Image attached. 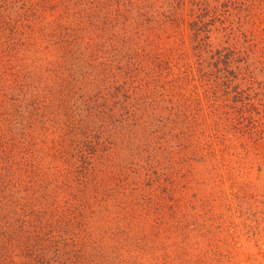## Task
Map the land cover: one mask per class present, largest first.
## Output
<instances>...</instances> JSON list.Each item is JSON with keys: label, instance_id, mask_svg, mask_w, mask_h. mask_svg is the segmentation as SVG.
Returning a JSON list of instances; mask_svg holds the SVG:
<instances>
[{"label": "trees", "instance_id": "1", "mask_svg": "<svg viewBox=\"0 0 264 264\" xmlns=\"http://www.w3.org/2000/svg\"><path fill=\"white\" fill-rule=\"evenodd\" d=\"M223 4L0 0V264H144L151 188L264 153V83L234 68L264 75V0ZM229 12L248 52L212 41Z\"/></svg>", "mask_w": 264, "mask_h": 264}, {"label": "rangeland", "instance_id": "2", "mask_svg": "<svg viewBox=\"0 0 264 264\" xmlns=\"http://www.w3.org/2000/svg\"><path fill=\"white\" fill-rule=\"evenodd\" d=\"M211 1L225 9L226 0ZM240 17L229 12L224 22L217 20L212 26V41L217 48L237 42L246 52L252 49L255 35L249 25L239 29L244 23V16ZM238 60L234 65L242 71L238 84L246 90L251 86L246 79L247 68L256 72L255 87L264 83L260 61L245 54ZM251 93L254 97L258 94ZM263 109L258 106L253 115L262 118ZM237 168L211 175H179L151 188L144 264H264V153L241 160ZM134 185L127 191L132 200ZM102 207L107 218L108 206ZM118 215L116 201L109 218L115 221ZM133 248L137 249V244ZM136 252L133 256L140 257Z\"/></svg>", "mask_w": 264, "mask_h": 264}]
</instances>
